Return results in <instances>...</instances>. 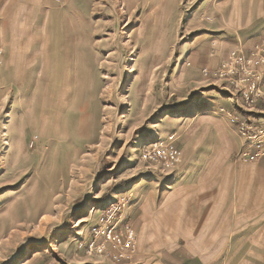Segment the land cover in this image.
<instances>
[{
	"label": "rangeland",
	"instance_id": "1",
	"mask_svg": "<svg viewBox=\"0 0 264 264\" xmlns=\"http://www.w3.org/2000/svg\"><path fill=\"white\" fill-rule=\"evenodd\" d=\"M227 1L0 0L1 19L17 16L13 24L19 31L32 28L46 45L43 68L38 63L27 72V63L41 62L32 55L15 71L16 82L8 81L9 72L0 65V264H122L144 253L125 209L130 189L139 194L151 181L161 187L156 182H167L162 178L174 168L140 159L144 145L169 136L157 134L164 117L181 147L179 164L195 152L204 157L218 143L212 129L205 134L204 124L193 127L194 115L212 110L226 117L239 138L226 163L250 162L240 157L245 140L228 116L233 108H211V100L232 103L222 81L202 72L215 70L229 56L212 63L211 50L250 48L264 40L222 20L218 12ZM180 103L192 107L173 111ZM45 113L47 139L41 135ZM124 183L120 197L98 205L110 188ZM122 200L113 222L134 232L130 257L115 263L106 253L88 254L91 230L102 226L109 204ZM83 234L86 240L76 243V251L71 239Z\"/></svg>",
	"mask_w": 264,
	"mask_h": 264
},
{
	"label": "crops",
	"instance_id": "2",
	"mask_svg": "<svg viewBox=\"0 0 264 264\" xmlns=\"http://www.w3.org/2000/svg\"><path fill=\"white\" fill-rule=\"evenodd\" d=\"M218 13L223 21L235 24L239 30L248 27L243 30L246 36L264 39V0H228ZM17 21V16L13 15L6 16V20L0 18V43L4 50L0 65L9 72L10 83L16 82L15 71L20 70L22 62H31L32 55L41 62L35 59L31 65L27 63L28 71L38 63L42 68L45 65L44 40L31 28L20 32L19 26L13 24ZM35 45L42 50H34ZM211 51L212 63H218L230 50ZM211 103L212 109L233 108L225 98L211 100ZM191 107V104L180 103L172 109L185 111ZM192 119L195 129L202 124L207 128L205 134L212 129L218 143L208 147L204 157L200 158L195 152L193 157L183 159L170 169L162 178L167 182H156L161 187L151 181L139 194L134 187L130 189L134 193L125 216L132 218L138 247L143 248L144 253L122 264H264V154L256 161L228 164L225 157L229 149L240 143L229 131L226 117L212 110L206 116L194 115ZM181 121L182 118L178 120ZM161 122L163 125L157 134L166 137L172 134L173 130L167 127L170 120L164 117ZM187 140L188 137H184V145ZM174 143L181 149L176 141ZM200 145L202 143L197 144L198 149ZM127 185H114L98 205L115 201ZM86 235H75L71 239L75 249L78 241L86 240Z\"/></svg>",
	"mask_w": 264,
	"mask_h": 264
},
{
	"label": "built area",
	"instance_id": "3",
	"mask_svg": "<svg viewBox=\"0 0 264 264\" xmlns=\"http://www.w3.org/2000/svg\"><path fill=\"white\" fill-rule=\"evenodd\" d=\"M2 51L0 44V55ZM202 72L212 80L222 81L221 89L232 102L233 109L228 116L245 140L241 159L258 160L264 154V40L250 48L236 47L215 70L204 68ZM240 112L247 116L240 115ZM181 156L180 149L174 145L173 135H169L166 140L144 145L140 159L148 164L173 168L179 164ZM122 207L123 200L109 204L104 210L102 226L91 230L88 254L103 252L115 263L130 257L129 253L134 250V232L128 224L117 227L113 222ZM100 236L102 241L98 240Z\"/></svg>",
	"mask_w": 264,
	"mask_h": 264
},
{
	"label": "bare ground",
	"instance_id": "4",
	"mask_svg": "<svg viewBox=\"0 0 264 264\" xmlns=\"http://www.w3.org/2000/svg\"><path fill=\"white\" fill-rule=\"evenodd\" d=\"M54 15V14H53ZM62 15V14H61ZM55 17V16H54ZM51 18H52V16H51ZM52 20H53V18H52ZM56 20V19H55ZM55 20H54V22H52V24H55ZM30 24V23H29ZM33 24V23H32ZM34 24H36V23H34ZM34 24H33V26H34ZM36 26V25H35ZM39 26V25H38ZM56 28V27H55ZM32 29V28H31ZM34 29H35V27H34ZM57 29V28H56ZM53 30H54V28H53ZM56 31V30H55ZM54 31V32H55ZM62 33H63V31H62ZM55 36H56V32H55V34H53V44L52 45H54V41H55ZM23 37V36H22ZM25 37V36H24ZM22 40H23V38H22ZM56 41H57V38H56ZM34 42V41H33ZM51 42H52V39H51ZM51 45V46H52ZM46 46V45H45ZM44 46V47H45ZM56 47H57V44H56ZM56 49V48H55ZM30 50V49H29ZM53 50H54V47H53ZM57 52V51H56ZM55 53V52H54ZM44 55V54H43ZM52 55V54H51ZM54 55V54H53ZM53 55L51 56V58L53 57ZM45 56V55H44ZM25 57H27V55L25 56ZM56 59L58 60V58L56 57ZM45 60V59H44ZM51 60V59H50ZM63 60V59H62ZM28 61V60H27ZM52 61V60H51ZM60 62V61H59ZM63 64V63H62ZM8 66V65H7ZM32 66H34V65H32ZM29 68L31 67V66H28ZM34 68H36V67H34ZM45 68V67H44ZM58 68V67H57ZM10 69V68H9ZM26 69H28V68H26ZM29 70V69H28ZM27 70V72H29ZM43 70V69H42ZM50 71V70H49ZM21 72H22V70H21ZM25 71L23 70V73H24ZM11 74V73H10ZM26 74V73H25ZM51 74V73H50ZM2 75V74H1ZM21 75V74H20ZM23 75V74H22ZM30 75V74H29ZM29 75H27L28 77H30ZM50 76V75H49ZM48 76V77H49ZM23 77H24V75H23ZM57 77H58V75H57ZM21 78V77H20ZM25 78H26V76H25ZM2 80V79H1ZM3 80H5V78L3 79ZM22 80H23V78H22ZM27 80V79H26ZM25 80V81H26ZM59 81V80H58ZM2 82V81H1ZM28 82V81H27ZM34 83V82H33ZM24 84H25V82H24ZM23 84V85H24ZM60 88V87H59ZM22 89V88H21ZM47 95V94H46ZM63 99V98H62ZM57 100V99H56ZM34 104V103H33ZM32 105V104H31ZM46 107V106H45ZM58 108V107H57ZM30 111H31V107H30ZM50 111V110H49ZM53 111H54V109H53ZM53 115V114H52ZM45 121H44V127L42 128V130H41V135L43 136V137H46V139H47V134H48V130L50 129L49 128V125H48V123H50V122H48V120H49V114L48 113H45ZM51 127V126H50ZM51 129H52V127H51ZM59 129V128H58ZM63 131V130H62ZM24 132V131H23ZM59 132V131H58ZM64 132H66V131H64ZM34 133V132H33ZM56 133V132H55ZM52 134H54V133H52ZM59 134V133H58ZM57 134V135H58ZM61 134H63V132L61 133ZM66 135V134H65ZM42 136H38V137H42ZM54 137V136H53ZM55 138H57L56 137V134H55ZM63 138H64V136H63ZM57 140H59V139H57ZM44 141V140H43ZM49 141H51V139L49 140ZM53 141V140H52ZM41 142H42V140H41ZM58 142V141H57ZM26 143V142H25ZM61 143V142H60ZM45 144V143H44ZM51 144V143H50ZM42 145V144H41ZM40 146V145H39ZM62 146H64L63 144H62ZM60 147V149H62V148H64V147ZM81 147V146H80ZM63 150V149H62ZM49 151V150H48ZM54 151H57V150H54ZM44 154V153H43ZM57 154V153H56ZM59 154H60V151H59ZM63 154V153H62ZM42 155V154H41ZM35 157H36V155H35ZM52 157V156H51ZM40 158H42V156H40ZM47 158V157H46ZM31 160V159H30ZM47 160V159H46ZM66 162V161H65ZM33 163V162H32ZM38 164V163H37ZM42 164V163H41ZM60 166V165H59ZM48 168V167H47ZM54 171V170H53ZM256 172V171H255ZM49 173V172H48ZM47 173V174H48ZM52 173V172H51ZM258 175V174H257ZM52 180V179H51ZM46 189V188H45ZM45 216V215H44Z\"/></svg>",
	"mask_w": 264,
	"mask_h": 264
}]
</instances>
